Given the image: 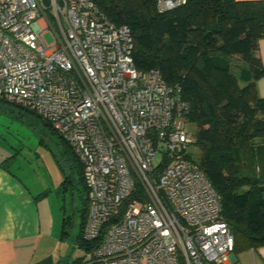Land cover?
Returning <instances> with one entry per match:
<instances>
[{"label":"built area","instance_id":"2783aa9c","mask_svg":"<svg viewBox=\"0 0 264 264\" xmlns=\"http://www.w3.org/2000/svg\"><path fill=\"white\" fill-rule=\"evenodd\" d=\"M132 48L92 0H0V98L47 122L82 167V239L99 242L78 264H229L221 197L185 156L189 105Z\"/></svg>","mask_w":264,"mask_h":264},{"label":"trees","instance_id":"16d2710c","mask_svg":"<svg viewBox=\"0 0 264 264\" xmlns=\"http://www.w3.org/2000/svg\"><path fill=\"white\" fill-rule=\"evenodd\" d=\"M92 1L111 22L130 28L138 70L157 69L167 84L180 87L189 105L187 120L196 125L185 156L220 195L234 251L264 245V97L256 90L264 76L256 55L264 37V0H186L163 12L156 0ZM60 139L76 174L64 178L61 191L77 190V246L91 249L99 241L82 239L87 213L82 167ZM63 212L66 236L71 217Z\"/></svg>","mask_w":264,"mask_h":264},{"label":"crops","instance_id":"0c3cea01","mask_svg":"<svg viewBox=\"0 0 264 264\" xmlns=\"http://www.w3.org/2000/svg\"><path fill=\"white\" fill-rule=\"evenodd\" d=\"M256 55L264 64V37L258 41ZM256 90L264 97V76L256 81ZM16 159L15 153L0 159V264H65L63 216L53 209L55 192L61 187L56 189L52 180L39 178L29 163L26 175L30 178L22 177L11 165ZM229 264H264V245L234 251Z\"/></svg>","mask_w":264,"mask_h":264},{"label":"rangeland","instance_id":"374dc122","mask_svg":"<svg viewBox=\"0 0 264 264\" xmlns=\"http://www.w3.org/2000/svg\"><path fill=\"white\" fill-rule=\"evenodd\" d=\"M44 37L48 43L53 41L49 33H46ZM187 129L195 134V123L188 122ZM66 148L59 135L43 123L38 116L0 107V159L15 153L17 159L11 165L22 177L30 178L26 175L29 170L26 163H29L39 178L52 180L56 189L58 186L61 187V182L65 177L74 176L75 179L76 174L72 175L68 164L69 155ZM55 194L57 205L53 208L54 213L59 212L61 217L65 211L71 217L68 234L61 245L63 259L69 263L80 257L83 250L77 246L79 218L75 209L78 206L79 194L76 189H73L72 194L69 190L63 192L58 189V193L55 192Z\"/></svg>","mask_w":264,"mask_h":264},{"label":"water","instance_id":"95a60500","mask_svg":"<svg viewBox=\"0 0 264 264\" xmlns=\"http://www.w3.org/2000/svg\"><path fill=\"white\" fill-rule=\"evenodd\" d=\"M0 107L8 109V110H12V111L14 110V108H12L10 105L2 103V102H0Z\"/></svg>","mask_w":264,"mask_h":264}]
</instances>
